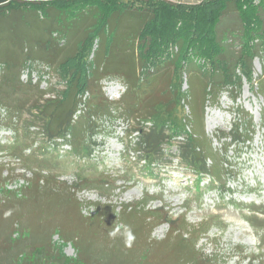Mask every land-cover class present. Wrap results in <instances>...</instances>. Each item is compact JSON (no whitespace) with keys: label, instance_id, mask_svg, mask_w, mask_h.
Wrapping results in <instances>:
<instances>
[{"label":"trees","instance_id":"obj_1","mask_svg":"<svg viewBox=\"0 0 264 264\" xmlns=\"http://www.w3.org/2000/svg\"><path fill=\"white\" fill-rule=\"evenodd\" d=\"M74 6L77 8L73 9ZM49 8L57 15L48 13ZM231 8H234L240 24V47L239 53L232 60H226L223 45L226 40L218 37L217 28ZM29 11L31 16L27 14ZM4 13L13 15L11 21L7 22V28L12 32H15V27L23 21L22 16L30 19L28 22L23 21L28 26L38 18L40 27H34V31H41L32 41L34 52H25L20 45L13 47L14 53L18 47L23 51L25 56L22 61L11 52L0 55V107H7L5 115L0 116V125L5 124L13 128L15 134H18L20 129L16 124L22 118L18 113L19 107L23 100L30 101L27 108L30 117L27 120L39 121L42 128L40 133L46 139H63L67 136L73 148H80L86 141L85 133L98 127L94 120L111 115L114 103L103 95L98 80L101 75L103 77L112 74L122 77L128 85L129 91L122 96V103L123 111L129 116H134L138 125L133 127L128 135L136 132V136L132 138L136 152L145 155L160 154L163 142L181 136L182 139L176 138L181 160L187 166L199 167V175L206 174L209 179L219 182L232 166L222 158L228 146L236 139L250 138V129L237 137L231 132L227 135L231 139L229 143L224 137H218L221 146L214 148L212 139L207 137L204 131V104L208 100L215 103L224 89L229 92L240 89L242 77L237 72H241L242 67L246 71L243 73L245 78L250 79V62L258 56L254 41L258 37L264 40V0H200L198 3L185 4L167 0H0L1 26L6 22L2 17ZM15 19V24L11 25ZM79 28H82L83 34L73 42L72 50L68 51L67 48L65 54L58 58L60 50L66 49L69 42L72 43L73 33ZM58 29L64 30L55 33L54 30ZM69 34L71 36L68 39ZM133 41H136L135 47H132ZM18 42L22 41L18 38L12 40L14 45ZM103 53L119 56L120 65L107 68L104 65L106 57ZM30 54L52 59V64L53 60H57L56 69L60 71L64 87L56 96L43 98L51 90H40L37 85L38 96L33 98L32 90L35 89L21 83L20 69L30 59ZM166 62L173 67L171 75L168 70L157 72L158 67ZM123 64L126 68H123ZM203 64H208L210 69H204ZM162 70L164 71V67ZM182 73L188 75L187 89L182 87ZM200 74L203 77H200ZM161 78H164L166 84L163 89L165 96L156 97L153 95L155 92L158 94L155 84ZM256 85L264 95V74ZM132 89H135L136 95H133ZM148 89L152 95L147 94L145 105H141L138 94L142 91L148 93ZM88 93L89 99L84 102L86 110L80 111L79 105ZM131 98H134V101L130 105L127 100ZM183 106L188 107L190 111L187 115L179 116L177 108ZM92 117L95 119H91ZM32 123L34 124L33 121ZM32 123L24 127L29 128ZM145 124L149 126L145 128ZM0 150L17 156L15 152L18 148L13 144H0ZM206 160L209 161L208 167L205 165ZM3 166L0 164V167ZM2 173L0 169V182L4 183ZM50 181L44 179L41 173L34 172V175L27 179L26 186L22 187L20 198L32 202L37 200L47 207L56 206V209L51 206L59 221L54 233L58 234V239L63 243L70 241L74 244L77 257L72 259L61 255L51 242V234L48 240L44 237L43 241L36 240L35 244H31L29 252L21 249L13 256L5 255L4 259L0 258V264H29L28 259L38 258L41 262L46 260V264H89L93 251L101 260H105L93 264H108L106 260L111 256L115 262L128 264L129 259H122L125 253L123 247L118 249L117 256L111 253L114 243L117 241V244H121L122 238L125 237L117 236L116 240L111 241L110 250L104 249L101 241L98 248L93 247L92 243L99 240L88 242L87 234L83 231L87 219L103 223L105 229L109 225L111 230L117 225L127 226V221L130 220L134 236H141L145 231L144 241L142 238L141 242L146 245L148 254L144 258H133L135 264H145L140 260H146L147 264H166V261L180 264H217L211 262L212 258L205 254L202 248H197L198 242L209 230L206 220L190 224L184 215L169 219V212L166 210L144 209L147 200L120 207L96 202L95 214L87 218L83 217L80 211L82 202L71 193L77 190L76 186L53 190ZM107 185L108 182L101 183L99 188L104 191ZM24 189L29 192L25 193ZM125 216L128 218L124 219ZM163 223L169 224L166 238L163 241L151 239L153 229ZM11 228L10 234L6 235L9 243L21 239L25 233H32L23 227ZM3 233L6 234L7 230ZM169 244H172L169 250L167 248L164 253H160L159 250ZM170 254L176 255L169 258Z\"/></svg>","mask_w":264,"mask_h":264},{"label":"rangeland","instance_id":"obj_2","mask_svg":"<svg viewBox=\"0 0 264 264\" xmlns=\"http://www.w3.org/2000/svg\"><path fill=\"white\" fill-rule=\"evenodd\" d=\"M167 1L185 4L198 3L200 0ZM75 8L77 7L74 6L73 9ZM48 13L57 15L52 9ZM27 14L31 16L30 11ZM2 17L6 22L4 26H1L2 21H0V55L14 53L13 47L17 45H20L25 52H34L32 41L36 35L41 33V31H34V27H40L38 18L28 26L23 21L28 22L30 19L22 16L23 21L19 22L15 27V32H12L7 28L9 24L7 22L11 21L13 15L4 13ZM15 22L16 19L11 25ZM63 30L58 29L54 32L60 33ZM239 30L240 24L237 21L236 12L234 8H231L221 19L217 28L218 37L226 40L223 42L226 51L224 59L226 60H232L239 53ZM71 34L68 35V39ZM82 34V28L74 32L71 38L72 43L69 42L66 49L60 50L58 58L65 54L67 48L71 51L73 42ZM16 38L22 42L14 45L12 40ZM263 42L264 40H260V37L254 41L258 56L250 62V79L245 78L243 73L246 71L242 67V71L237 72L242 77L240 89H233L230 92L224 89L219 93L215 103L208 100L204 104V131L207 137L212 139L214 148L218 149L221 146L218 137H224L223 139L229 143L231 139L227 135L231 132L237 137L238 134L248 132V129L251 130L249 139H236L226 149L227 152L222 158L232 166L219 182L209 179L206 174L199 175V167L187 166L181 160L177 140L182 139L181 136L163 142L160 154L145 155L134 151L136 145L132 138L136 136V132L131 136L128 135L132 128L138 125L134 116H129L123 111L122 100L124 98L122 96L129 89L124 79L118 75L100 76L98 84L102 88L103 95L114 103V108L111 115L91 118L95 119L98 127L85 133L86 141L78 149L70 145L67 136L63 139H46L40 133L42 130L40 122L27 120L30 117L27 113L30 101L23 100L18 111L22 118L16 124L20 128L18 134L13 132V128L5 124L0 125V144L17 146L18 150L15 153L20 156L18 158L6 150H0V164L4 165L0 169L3 171L2 178H5L4 183L0 182V258L4 259L8 254L13 256L21 249L29 252L31 244H35L36 240L42 239L43 241L44 237L48 240L51 234V242L58 248L61 255L72 259L77 257L74 244L70 241L63 243L58 239V234L54 233L59 223L57 213L53 212L56 206L47 207L38 203L37 200L32 202L21 199L20 193L22 187L26 186L27 179L31 178L34 172H38L44 179L51 180L49 183L53 190L75 185L77 190L71 193H74L75 197L82 202L80 211L83 217L89 218L95 214L96 202H106L120 207V205L133 204L139 200H147L144 209L161 208L169 212V219L184 215L185 220L190 224H198L206 220L209 230L198 242L197 248H202L201 250L212 258L211 262L264 264V95L256 85L264 74V44H261ZM135 44L136 41H133L132 47H135ZM19 49V47L16 49L14 57L22 61L25 55ZM29 56H31L30 59L20 69L21 83L35 89L32 90L31 97L33 98L38 96L37 85L40 90L49 88L51 90L43 98L56 96L64 87L60 71L56 69L57 60H53L52 64V59L40 58L36 54ZM104 57H106L104 65L107 68H112L116 64L120 65L119 56L108 53L104 54ZM165 64L161 65L164 71L160 66L157 72L163 73L168 70L171 75L173 67L168 62ZM122 66L126 68L125 64ZM203 66L204 69H210L208 64H203ZM200 77H203L202 74ZM187 78V73L181 77L184 81L183 89H187ZM157 81L155 91H158V94L155 92L153 95L163 97L165 96L163 89L166 88L164 78ZM132 90H134L132 94L136 95L135 89ZM147 94L152 95L149 89L148 93L142 91L138 94L139 100L142 101L141 105H145ZM88 97L89 93L83 97V102L79 105L80 111L86 110L84 102L88 101ZM133 101L134 98L127 100L130 105ZM189 111L190 109L186 106L177 108L179 116L187 115ZM5 112H7V107L3 105L0 107V116H4ZM30 123L32 125L29 128L24 127ZM148 126L149 124H145V128ZM208 163L209 161L206 160L207 167ZM83 180L86 181L83 182ZM105 182H108V187L103 191L99 185ZM223 183H225L224 186L221 185ZM23 191L29 192L28 189ZM127 218L124 217V219ZM17 224L19 226H16ZM102 224L93 219H87L83 231L87 234L86 238L89 243L99 240L92 243L93 247L98 248L102 243L104 249L110 250V242L116 239L109 237V225L105 229ZM127 226L131 228L133 226L130 220L127 221ZM11 227H23L32 233L31 235L25 233L21 239L9 243L6 235L10 234ZM5 230H7L6 234L3 233ZM168 232L169 224L163 223L153 229L150 238L163 241ZM145 234L144 231L141 236L136 235L131 247L125 245V238H122L121 244H117L116 241L115 246L111 247V253L117 256L118 249L123 247L125 253L122 259L127 258L129 259L128 264H135L133 258L138 259L140 256L144 258L148 254L146 245L141 242ZM171 246L172 244L163 246L159 250L160 253H164L167 248L169 250ZM175 255L170 254L169 258ZM90 258L92 261L89 260V264L105 261L101 260L94 251ZM27 261L29 264L47 263L46 260L41 262L39 258ZM106 261L108 264H120L118 261L115 262L112 256ZM140 262L147 264L146 260H140ZM166 264H180V262L166 261Z\"/></svg>","mask_w":264,"mask_h":264},{"label":"clouds","instance_id":"obj_3","mask_svg":"<svg viewBox=\"0 0 264 264\" xmlns=\"http://www.w3.org/2000/svg\"><path fill=\"white\" fill-rule=\"evenodd\" d=\"M108 235L111 239H115L117 236L123 235L125 237L124 242L127 247H131L135 240L131 227L125 225H117L109 231Z\"/></svg>","mask_w":264,"mask_h":264}]
</instances>
